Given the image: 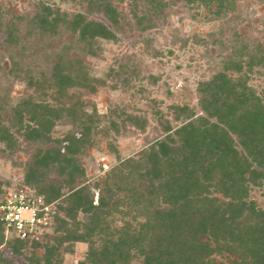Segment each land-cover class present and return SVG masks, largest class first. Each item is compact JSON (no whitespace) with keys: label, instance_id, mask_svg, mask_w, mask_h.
<instances>
[{"label":"trees","instance_id":"1","mask_svg":"<svg viewBox=\"0 0 264 264\" xmlns=\"http://www.w3.org/2000/svg\"><path fill=\"white\" fill-rule=\"evenodd\" d=\"M81 1L103 20L81 13L68 18L42 4L31 17L15 21L0 11V47L14 51L27 40L20 32L25 24L49 36L64 26L78 50L89 55L98 41L117 42L121 24L112 1ZM182 1L216 18L235 3ZM233 42L221 69L197 85L202 114L187 105L170 107L177 125L161 122L162 138L136 156L116 154L118 163L93 184L87 183L80 157L93 146L102 120L103 131L118 133L119 125L116 115H100L94 106L89 111L81 93L69 91L93 94L102 82L69 56V47L40 71L19 53H9L6 74L32 92L12 102L0 85V144L10 153L31 149L20 182L52 204L54 215L36 241L6 238L0 216V246L7 251L0 250V264H61L78 243L87 245L78 264H264V208L249 198L251 186L264 180V90L260 95L248 85L254 68L264 67V46ZM127 123L144 131L147 121L123 112L121 124ZM58 124L69 126L60 137L53 135ZM10 186L0 183V201Z\"/></svg>","mask_w":264,"mask_h":264},{"label":"rangeland","instance_id":"2","mask_svg":"<svg viewBox=\"0 0 264 264\" xmlns=\"http://www.w3.org/2000/svg\"><path fill=\"white\" fill-rule=\"evenodd\" d=\"M111 1L120 16L118 41H98L93 47L94 55L81 53L75 46L74 37L64 26L49 36L32 32L26 24L21 25V35L27 34V40L21 41L14 51L0 47V85L6 89L12 102L32 90H27L24 83L12 80L6 74L10 67L7 57L11 52L19 53L28 66L40 71L49 68L52 57L62 47H69V56L78 57L89 76L102 82L96 85L93 94L79 89L69 91L77 95L81 93L89 111L94 106L100 115H116L119 125L118 133L103 131L107 122L102 120L93 146L80 157L89 184L118 163L117 155L120 159L136 156L141 149L162 138L161 122L168 120L176 126L170 107L187 105L201 115L197 85L221 69L222 60L231 54L234 39L259 42L264 46V0H234L233 9L222 18L213 17L203 7L196 8V5H187L182 0H156L159 7L152 6L149 0ZM81 2L0 0V11L8 21H15V16L31 17L42 4L51 10H60L68 18L81 13L87 19L103 20L94 11L89 12L87 4ZM248 85L261 95L264 67L254 68L249 74ZM123 112L145 118V130L128 123L122 125ZM68 130V125L58 124L53 135L60 137ZM20 142L23 149L24 142L21 139ZM30 150L10 153L0 144L2 187L4 183L22 181ZM93 192L96 202L98 192ZM249 198L264 208V180L260 185L251 186ZM0 250L7 254L4 246H0ZM86 251V244H76L73 253L63 256L61 264H78ZM222 262L225 263L223 259Z\"/></svg>","mask_w":264,"mask_h":264},{"label":"built area","instance_id":"3","mask_svg":"<svg viewBox=\"0 0 264 264\" xmlns=\"http://www.w3.org/2000/svg\"><path fill=\"white\" fill-rule=\"evenodd\" d=\"M53 215V205L45 204L41 195L24 188L21 182L11 184L0 201L6 238L36 241L48 232Z\"/></svg>","mask_w":264,"mask_h":264}]
</instances>
